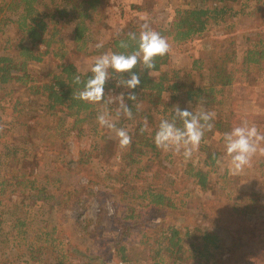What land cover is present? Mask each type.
Here are the masks:
<instances>
[{
	"label": "trees",
	"instance_id": "obj_1",
	"mask_svg": "<svg viewBox=\"0 0 264 264\" xmlns=\"http://www.w3.org/2000/svg\"><path fill=\"white\" fill-rule=\"evenodd\" d=\"M179 1L167 28L150 25L167 38L170 50L171 45L191 42L214 27L228 25L226 30L231 29L233 18L243 8L252 3L264 5V0ZM239 2L241 8L236 10ZM107 5L108 0H0V25L5 23L0 28V91L4 92L0 96V113L10 104L13 123L24 128L17 143L4 140L5 134L0 133V229L10 223L15 232L5 233L2 238L0 235V242L2 239L4 248L11 250L22 246L21 252L30 255L47 246L54 264H72L69 246L65 244L67 238L62 234L66 222L63 212L83 210L79 194L84 186L71 185L69 191H63L62 182L50 176L43 177L41 183L34 173L40 162L35 154L43 143L58 158L56 161H63V147L54 144L57 139L63 144L65 120H71L70 130L78 133L88 121H97L100 105L74 98L82 87L74 84V77L86 81L91 75L90 69L80 72L76 68L75 58L95 59L105 52L130 53L136 48L134 42H129L128 49L119 46L121 40L127 41L128 33H139L142 23L133 21L101 42L91 40V29L102 22L104 10L110 12ZM136 10L145 11L143 6ZM6 13L14 19L6 20ZM66 24L71 25L70 50L63 42ZM9 26L15 36L4 32ZM257 29L243 36L240 56L237 40L229 38L224 47L212 48L207 65L197 58L182 67L171 66L170 51L156 58L154 69L144 70L138 64L133 71L140 74L141 85L134 90L137 100L128 101L133 119L126 118L131 147L122 150L118 161L107 169L92 168V149L79 152L74 161L75 176L85 174L87 183L101 190L96 198L99 219L106 214L105 202L111 203L114 213L108 221L116 234L107 245L122 263L135 260L143 264H264V219L257 217L261 209L259 194L223 187L228 171H222L219 153L211 145L215 139L223 143V134L233 128L221 116L226 112L224 108L232 107L235 100H246L247 92L250 99H256L253 89L259 79H264V21ZM98 43L103 47L97 48ZM48 58L57 62L55 70L34 77L33 67ZM116 81L117 74L113 73L106 93L110 88L121 90L115 88ZM260 91L263 99L264 86ZM180 95L191 104L189 110H198L203 103L205 109L216 113L214 126L205 133L199 147L198 164L175 158L153 143L160 119L171 117L172 107L164 99L175 103ZM116 107L109 105L113 114ZM44 116H59L56 126L44 130L35 126ZM145 118L149 130L141 134ZM31 120L34 123H29ZM200 193H210V202L204 203L197 196ZM26 194L34 200L42 197L43 207L50 215L58 214L57 219L42 221L39 210L30 215V221L22 217L20 211L25 212L28 207ZM193 206L197 215L188 209ZM188 216L195 218L193 223H177L179 218ZM92 233L97 235V228ZM5 255L3 251L0 264H14L22 254L11 260ZM100 259L106 260V254L88 256L86 264Z\"/></svg>",
	"mask_w": 264,
	"mask_h": 264
},
{
	"label": "rangeland",
	"instance_id": "obj_2",
	"mask_svg": "<svg viewBox=\"0 0 264 264\" xmlns=\"http://www.w3.org/2000/svg\"><path fill=\"white\" fill-rule=\"evenodd\" d=\"M180 4L179 0H108L107 8L110 9V12L104 10L102 16V22L94 25L91 29L93 42H101L105 40L109 35L114 34L116 31L124 27L129 22H136L138 24L147 22L150 25L158 26L160 28H167L170 22L173 19V10ZM133 6V8H131ZM143 6L145 11L138 12L137 7ZM241 8L240 2L235 6V9L238 10ZM6 20L14 19L13 15L6 13ZM264 21V5H255L254 3L249 4L247 8H243L240 15L236 18H233L234 26L226 30L228 26H222L221 28L214 27L209 30L207 33H204L201 36L195 37L193 41L187 42L183 45L172 46L171 45V59L170 65L174 67H182L188 65L192 59L201 58L204 60L205 65H207V57L211 52L212 48H221L226 45V42L229 38L237 40L239 44L238 51L239 56L244 47L243 36L258 30L259 25ZM2 22H5L3 19ZM5 23H1L0 28L4 26ZM65 25V24H64ZM63 25V26H64ZM67 25V24H66ZM4 32H7L11 36H15V31L12 27H5ZM6 33V34H7ZM71 25L64 26L63 31V42L66 49H71ZM1 36V34H0ZM4 38V37H3ZM224 42V43H223ZM93 58L87 57H77L75 58L74 64L80 72H86L90 69L93 64ZM57 62L51 58L45 60L44 63L40 65H35L31 71L34 77H42L46 75L51 69L55 70ZM239 68V66H238ZM253 89L254 93L256 92V99H250L249 92H247L246 100L241 102L235 100L232 102V107H225L226 112L222 113V118L230 122L233 127L241 125L244 122H247L249 125L255 124L261 132H264V98H261L262 91L261 88L264 86V79H259ZM14 87V86H13ZM8 89V88H7ZM1 90V88H0ZM114 93H118L121 90H116L110 88ZM107 91V92H108ZM3 91H0V96L3 94ZM18 97V96H17ZM253 97V95H252ZM164 103L173 107V105L179 104L180 107H192L189 102L185 101L184 95H180L178 100L173 103L168 98L164 99ZM116 107V104H110ZM9 104L6 106V110L3 114L0 113V133H4V140H8L12 143L21 141L22 136L24 135V128L16 123H13L14 117L11 115ZM198 109V108H197ZM116 110V109H114ZM231 112V113H230ZM59 117V116H58ZM58 117H49L44 116L43 118L35 122V126L44 130V128H54L58 121ZM20 119V118H19ZM66 127L63 135V144L59 139L55 141V146H62L64 149L63 161H56L58 158L55 155L48 152L43 143L39 145V151L35 154L39 159V163L36 166L35 174L39 181L43 180V177L50 176L53 179L60 180L61 188L63 191H69V187L73 185L84 186L79 195L81 196L82 206H85L83 210L72 211L66 210L63 213L66 215V219L62 225V234L66 237L65 244H68L70 251H68V258L72 264H86L88 256L95 255L105 256L106 260H98L93 264H124L118 260L115 255V251L107 245L110 243L116 234V231L111 226V222L108 221V218L111 217L114 213V209L111 206V203L108 201L105 202L106 214H103L102 217L98 218V204L96 198L98 195H101V190L97 186H90L87 183V176L76 175L74 173L75 163L78 159V154L80 151L93 150L91 155V166L94 169L95 167H100L102 169H107L112 167L119 159L122 150L118 146V140L115 136V133L106 128H101L97 121H88L82 125V132L78 133L75 130H70L72 123L71 120L66 119ZM29 123H34L33 120ZM116 125L118 128H124L128 131V123L125 117H121ZM211 145L219 153V162L222 171H228V179L224 183L223 187L226 190H236L240 189L244 192H257L259 194L258 201L261 205V209L257 212V217L260 220L264 219V153L257 152L253 157L251 167H246L243 171L239 173H234L231 170L229 163V157L225 154L224 143L219 142L217 139L212 140ZM264 148V144L261 145ZM53 148V147H52ZM51 148V149H52ZM54 149V148H53ZM171 153V152H169ZM175 158L181 157L180 155H175L171 153ZM199 157L198 151L193 153V156L190 160L198 164ZM185 161V160H184ZM263 165V166H262ZM224 169V170H223ZM44 181V180H43ZM41 183H44V182ZM52 191V189H49ZM82 193V194H81ZM197 196L204 201V203H209L212 199L210 193H200ZM28 200H25L27 204V209L25 212L20 211V215L30 221L32 213L36 210L40 211V216H42V221L50 219L55 221L58 214L54 212L50 215L48 214V209L44 206V200L42 197H39V200H34L26 194ZM13 200L15 196H13ZM4 204L6 201H3ZM7 207V206H6ZM190 213L197 215V209L195 206L188 208ZM80 212V213H79ZM44 214V215H43ZM39 219V216H38ZM195 218L193 217H184L177 220L178 224H187L193 223ZM77 221V222H76ZM57 223V221H56ZM55 223V224H56ZM72 224L74 228L72 227ZM97 228L98 233L93 234V228ZM61 228V226H60ZM11 232L12 235H15L11 224H5L0 229L1 238L5 233ZM16 238V237H15ZM19 248V251L17 250ZM43 251L36 252L33 255H30L27 252L23 251L22 246H16L15 249L11 250L4 248V241L1 239L0 242V258L2 257L3 251L6 252L5 257L7 259H12V257L17 254H22L19 258H15L14 264H54L52 256L47 253V246L42 247ZM109 254H108V253ZM129 259L131 260L132 255L129 253ZM17 259V260H16ZM13 261V260H12ZM128 264H143L140 261L131 260Z\"/></svg>",
	"mask_w": 264,
	"mask_h": 264
},
{
	"label": "clouds",
	"instance_id": "obj_3",
	"mask_svg": "<svg viewBox=\"0 0 264 264\" xmlns=\"http://www.w3.org/2000/svg\"><path fill=\"white\" fill-rule=\"evenodd\" d=\"M129 42H134L136 48L130 53L105 52L94 59L90 68L91 75L86 81H81L79 76L74 77L78 88L74 98L80 101L100 105L96 120L101 128H106L115 133L118 146L121 150L131 147L132 136L124 128H118L116 122L125 117L133 119V112L128 101H136L137 94L134 91L141 85V76L133 71L138 64H142L144 70L155 68L157 57H164L170 51V44L166 37L151 28L144 22L140 25L139 33L127 34V41H120V48L128 49ZM103 47L102 43L96 45ZM117 74L115 88L123 89L118 93L113 90L105 91L106 85L112 79V74ZM126 97V98H125ZM110 104H116L113 114ZM139 107V105H137ZM170 118H161L153 136V143L157 149L180 155L185 161L192 158L193 153L199 150L201 142L207 131L213 128L216 113L204 108L200 104L198 110L181 109L179 104L173 105ZM149 130L147 118L140 128L141 134ZM225 154L229 157L231 170L234 173L251 167L253 157L257 152L264 153V132H261L255 124L247 122L233 127L223 134Z\"/></svg>",
	"mask_w": 264,
	"mask_h": 264
}]
</instances>
